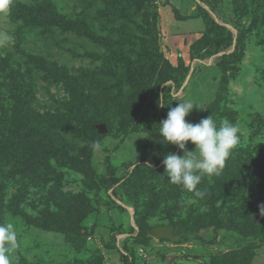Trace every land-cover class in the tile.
Masks as SVG:
<instances>
[{
  "label": "rangeland",
  "instance_id": "374dc122",
  "mask_svg": "<svg viewBox=\"0 0 264 264\" xmlns=\"http://www.w3.org/2000/svg\"><path fill=\"white\" fill-rule=\"evenodd\" d=\"M192 1L205 28L187 62L177 63L163 33L164 18L171 26L168 0H133L128 11L126 3L118 14L134 24L118 28L105 26L95 7L85 16L78 0H14L51 7L57 20L37 27L36 17L0 11V225L12 224L17 235L10 264H125L128 257L133 264H264V0ZM65 16L92 26L67 30ZM36 62L43 70L24 83L7 68L25 72ZM74 73L81 80L73 89L89 107L78 124L49 114L52 96L69 97L64 79ZM186 100L206 109L193 110L189 122L226 118L240 141L219 175L202 178L198 188H212L203 200L184 203L191 210L180 219L194 223L174 228L146 206L154 193L168 199L160 194L168 186L190 197L169 183L163 159L144 158L162 169V180L146 173L145 181L127 182L135 167L125 165L145 153L169 107ZM102 123L109 134H100ZM162 139L155 145L165 147ZM157 227H173L175 239L153 238Z\"/></svg>",
  "mask_w": 264,
  "mask_h": 264
},
{
  "label": "trees",
  "instance_id": "16d2710c",
  "mask_svg": "<svg viewBox=\"0 0 264 264\" xmlns=\"http://www.w3.org/2000/svg\"><path fill=\"white\" fill-rule=\"evenodd\" d=\"M130 1L133 0H78V5L79 7H81L82 11L84 12L85 16L90 14L91 8H96L98 10V14L102 17H104L103 22L105 26H109V27H125L128 26L130 24H134L133 20L131 19V17L129 16H124V15H120L119 10H121L122 8L125 7V4H128L127 7V11L128 8L131 7L130 5ZM137 3H142L141 0H134ZM9 8L11 9V13L12 15L15 17H26V18H31V17H36V21L33 23L34 27H37L39 25H45L48 24L49 22H55L57 19L54 17H51V15H49L50 13V8L48 4L45 3H38L35 4L33 7H26L20 3H15L14 0H11L10 6ZM121 8V9H120ZM49 10V11H48ZM198 10H199V14L198 16L200 17V11H201V7L198 6ZM48 11V12H47ZM177 13V18H180L178 11H176ZM80 18V15H79ZM79 18H73V17H67L65 16V28L68 30H81L82 28H88L90 25L89 23H87V21L85 19H79ZM99 38L102 40V36L99 34ZM110 42V40H108V43ZM111 44V43H109ZM105 45V43H104ZM194 45H192L193 47ZM121 48V46H119ZM191 47V48H192ZM117 48V47H116ZM120 50V49H118ZM123 53L125 55H127V51H125L124 49ZM112 54H115V52H110ZM106 57H109L108 55H106ZM154 60L160 61V58L158 57H154ZM40 66V62H36L33 65H28L27 69L25 72H21L20 70H15L12 69L11 67H9V65L7 64V68L13 72L14 75H19L20 77H17V80L20 79L21 82H25L27 81L28 78H32V73L36 72L38 69L43 70L42 68L39 67ZM68 69V68H67ZM66 67L63 70H67ZM74 69H71V72H73ZM76 72V71H75ZM79 75H75L72 74L69 78L64 79L65 82L67 84H65V86L68 88H72V92L69 93V97H64L63 100H59L57 98H55L54 96H52L51 99V107L49 110V114H52V116L54 117H58V118H72L74 120V124H78L79 121L81 119L80 116H84V113L86 111H88L89 107H86L83 103L86 100H82L84 99L83 96H81L79 93H77L73 88H77L80 84V78L78 77ZM49 77V76H47ZM45 81H47L48 83L50 82L51 78H44ZM162 83L166 82L164 80L161 81ZM27 97V96H25ZM22 98V95L19 97V99ZM155 99V103H156V97ZM79 100H82L81 102H78ZM24 102H26L23 99ZM33 100L30 99L29 100V105L31 104ZM157 101H158V97H157ZM153 103L154 105L157 106V104ZM81 105V107L79 108L78 106ZM151 104V106H154ZM18 108L21 111H25L24 109V105L22 103H20L18 105ZM82 111H79L81 110ZM23 111V112H24ZM23 112L20 114L22 116ZM34 113H36V111L34 110ZM9 115V113H8ZM8 115H5V117H8ZM22 118H24V116H22ZM34 120V119H33ZM32 121V120H31ZM36 121V120H35ZM62 124V121H61ZM94 124H98V123H94ZM103 124V123H102ZM101 125V124H100ZM106 125V124H105ZM107 126V125H106ZM108 129V126H107ZM157 129H154L152 134L148 137V140L146 142L145 145V153L142 154L138 160L134 163L131 164H126L125 166H130V167H135L133 173V176L130 177L131 179L128 180L127 182H131L133 183V181L139 182L140 180L138 178H140L141 176V180L145 181L144 179V174L146 173H153L155 174L160 180L163 179V176L160 175V173H163V171H165V165L162 167V169H158V171H156V166L157 165H152V164H146L148 163L147 161L144 160L146 154H150L152 153V155H157L158 159H163L168 153H178L179 149L174 146V145H164L165 147L161 146V145H155L157 142H159L158 138L161 137L159 135L158 131H155ZM109 134V129H108V133ZM152 150V151H151ZM151 151V152H150ZM111 166V165H110ZM127 167V170H128ZM226 167V165H225ZM112 168V166L110 167ZM112 170V169H111ZM228 173V171H227ZM254 177V176H253ZM178 187V185H176ZM212 188H205L204 192H210ZM163 190V191H162ZM181 190H184L181 187ZM125 191L130 195V198L132 199L131 202V206L133 207L134 205L136 206V196L134 195V192L132 189H125ZM213 191V190H212ZM163 192V193H162ZM166 192V193H164ZM160 194L164 195L166 198V200L162 199L160 197H157L156 194L154 193V197H149L151 198V203L147 204L146 206H148V208H153L154 212H158V214H162L164 216H166L167 214V218L169 221V225L173 226L174 228H177L179 226V224H182L183 222H189V223H194L193 220L190 221H185L180 219V216L183 215V212H185L186 216H188V214L190 213L191 208L187 207L186 204H184L186 201L188 202L189 200H191V198H194L195 196H192L193 193L190 192H186V194H188L190 197H185V198H180V189H176V190H172L169 186L167 189H161ZM216 194V193H215ZM196 198V197H195ZM157 199V200H156ZM197 199H201V198H197ZM156 200L155 203H153L152 201ZM203 200V199H201ZM138 205V203H137ZM184 209V211H183ZM165 218V217H164ZM183 218V217H182ZM141 224V223H139ZM117 248V247H115ZM125 264H133L131 257H128V259L125 260Z\"/></svg>",
  "mask_w": 264,
  "mask_h": 264
},
{
  "label": "clouds",
  "instance_id": "9594fccd",
  "mask_svg": "<svg viewBox=\"0 0 264 264\" xmlns=\"http://www.w3.org/2000/svg\"><path fill=\"white\" fill-rule=\"evenodd\" d=\"M10 3L11 0H0V11ZM169 108L167 118L160 122L159 135L163 144L176 146L180 154L170 152L163 158L165 175L170 184L203 198L205 192L198 185L203 177L221 173L240 141V129L226 118L217 123L211 115L196 124L189 122L187 117L193 110L206 109L188 100ZM189 142L194 149L188 148ZM16 246L13 225H0V264H10L8 253Z\"/></svg>",
  "mask_w": 264,
  "mask_h": 264
},
{
  "label": "crops",
  "instance_id": "0c3cea01",
  "mask_svg": "<svg viewBox=\"0 0 264 264\" xmlns=\"http://www.w3.org/2000/svg\"><path fill=\"white\" fill-rule=\"evenodd\" d=\"M185 1L186 0H183V2L187 4L186 6L180 4V0H168V2H171L172 6L169 5L165 8V17H167L169 23H171V26L166 25L171 29L166 30L167 27L165 26L164 18L163 33L169 37V48H172L171 53L173 52V55H169L168 58L172 63H177L179 58H184L185 61L187 60V57L189 59L192 45L203 36V30L205 28L203 20L198 16V5L192 0ZM174 7L178 10L180 16V18L176 17L178 20L173 13ZM172 28L175 32L172 31ZM165 31L169 34H165ZM170 33L173 34L170 35ZM182 47L184 49L179 51Z\"/></svg>",
  "mask_w": 264,
  "mask_h": 264
},
{
  "label": "water",
  "instance_id": "95a60500",
  "mask_svg": "<svg viewBox=\"0 0 264 264\" xmlns=\"http://www.w3.org/2000/svg\"><path fill=\"white\" fill-rule=\"evenodd\" d=\"M98 130L100 134L106 135L108 133L107 126L105 124H101L98 126ZM151 236L155 239L161 238H170L175 239V235L173 233V227H157L152 230Z\"/></svg>",
  "mask_w": 264,
  "mask_h": 264
}]
</instances>
